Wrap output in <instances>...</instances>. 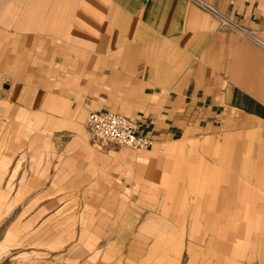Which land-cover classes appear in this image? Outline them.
I'll use <instances>...</instances> for the list:
<instances>
[{"label": "crops", "instance_id": "obj_1", "mask_svg": "<svg viewBox=\"0 0 264 264\" xmlns=\"http://www.w3.org/2000/svg\"><path fill=\"white\" fill-rule=\"evenodd\" d=\"M72 90L93 99L80 105L116 111L167 152L221 140L223 169L238 170L239 185H264V0H0V120L13 97L21 120L47 113L69 123ZM31 185L21 181L15 201ZM119 234L121 264L182 261L181 232L154 220Z\"/></svg>", "mask_w": 264, "mask_h": 264}, {"label": "rangeland", "instance_id": "obj_2", "mask_svg": "<svg viewBox=\"0 0 264 264\" xmlns=\"http://www.w3.org/2000/svg\"><path fill=\"white\" fill-rule=\"evenodd\" d=\"M88 94L71 91L64 124L47 113L21 120L8 97L0 120V264H121L119 232L136 234L152 220L181 232L180 264H264V185H239V171L223 169L228 144L199 140L186 155L167 152L169 144L101 145L87 119L103 107L80 105L84 96L93 102ZM228 176L232 184L222 185ZM197 177L214 185L180 184ZM21 181L32 185L15 201Z\"/></svg>", "mask_w": 264, "mask_h": 264}, {"label": "built area", "instance_id": "obj_3", "mask_svg": "<svg viewBox=\"0 0 264 264\" xmlns=\"http://www.w3.org/2000/svg\"><path fill=\"white\" fill-rule=\"evenodd\" d=\"M205 8L212 10L207 4ZM89 133L101 145L127 147L136 150H149L155 145L151 135L143 134L125 116L111 111L91 112L87 119Z\"/></svg>", "mask_w": 264, "mask_h": 264}]
</instances>
